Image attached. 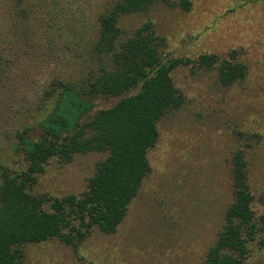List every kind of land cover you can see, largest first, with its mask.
Wrapping results in <instances>:
<instances>
[{
  "label": "rangeland",
  "instance_id": "1",
  "mask_svg": "<svg viewBox=\"0 0 264 264\" xmlns=\"http://www.w3.org/2000/svg\"><path fill=\"white\" fill-rule=\"evenodd\" d=\"M109 1L0 0V42L11 57L10 80L0 89V163L22 166L12 153L14 136L36 126L51 80L83 78L86 45L97 37V19ZM177 1L119 19L125 36L150 19L164 39L162 56L190 60L171 71L184 102L158 121L157 142L147 152L150 172L125 218L115 233L93 228L76 245L57 238L26 243L25 264H202L233 200L230 167L237 150L246 159L254 213H264V0H189V10ZM201 54L242 62L247 75L224 87L215 69L198 67ZM139 87L89 99L98 110ZM106 155L53 159L32 192L80 195ZM243 264H264V246L251 242Z\"/></svg>",
  "mask_w": 264,
  "mask_h": 264
},
{
  "label": "trees",
  "instance_id": "2",
  "mask_svg": "<svg viewBox=\"0 0 264 264\" xmlns=\"http://www.w3.org/2000/svg\"><path fill=\"white\" fill-rule=\"evenodd\" d=\"M169 0H110L97 19V37L86 45L88 68L83 78H55L42 92V114L36 126H24L14 136L12 153L21 167L0 163V264H25L24 244L52 238L76 245L93 228L117 231L128 207L150 172L147 152L158 139V121L179 108L184 96L171 71L189 59L161 54L163 37L148 19L130 35L119 25L122 16L148 12ZM174 4L191 8L189 0ZM6 45L0 42V89L10 80ZM198 67L215 69L227 87L243 80L247 66L215 54H201ZM79 85V83H81ZM140 84L137 92L115 104L94 110L91 96H119ZM106 152L80 195L51 197L32 192L38 175L51 160L71 161L76 153ZM246 159L239 150L231 157L233 200L202 264H243L249 244L264 246V213L253 210Z\"/></svg>",
  "mask_w": 264,
  "mask_h": 264
}]
</instances>
